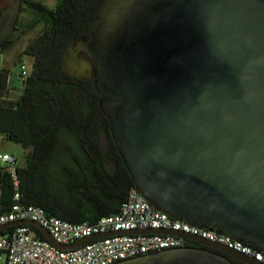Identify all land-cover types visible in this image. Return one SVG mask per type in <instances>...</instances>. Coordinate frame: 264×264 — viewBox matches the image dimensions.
<instances>
[{
    "label": "water",
    "instance_id": "1",
    "mask_svg": "<svg viewBox=\"0 0 264 264\" xmlns=\"http://www.w3.org/2000/svg\"><path fill=\"white\" fill-rule=\"evenodd\" d=\"M135 189L171 218L264 249V0H105L64 69L90 79ZM186 246L115 264H263L173 230Z\"/></svg>",
    "mask_w": 264,
    "mask_h": 264
},
{
    "label": "trees",
    "instance_id": "2",
    "mask_svg": "<svg viewBox=\"0 0 264 264\" xmlns=\"http://www.w3.org/2000/svg\"><path fill=\"white\" fill-rule=\"evenodd\" d=\"M104 2L62 0L50 9L33 0H19L38 17L28 29L39 22L45 28L22 52L33 58V64L28 78L20 80L22 93L17 99L8 96L9 72L0 70V137L27 151L19 159L17 185L0 166V214L10 210L19 194L22 204L40 207L50 216L95 223L118 213L135 188L100 109L94 79L64 69L68 48L90 34ZM13 43L12 35L0 39V51ZM242 242L264 253L255 244Z\"/></svg>",
    "mask_w": 264,
    "mask_h": 264
},
{
    "label": "built area",
    "instance_id": "3",
    "mask_svg": "<svg viewBox=\"0 0 264 264\" xmlns=\"http://www.w3.org/2000/svg\"><path fill=\"white\" fill-rule=\"evenodd\" d=\"M28 76L26 66L21 65V82ZM0 166L13 177L17 185L19 158L11 154H0ZM24 220L37 222L62 245L113 231L173 230L217 242L264 264L263 252L224 233L175 220L156 208L135 188L129 192L118 213L101 217L95 223H70L50 216L40 207L22 204L19 194H16L10 210L0 214V227ZM192 242L180 235L117 234L91 240L74 250H62L47 240L43 233L39 235L33 231L29 225H17L0 232V264H115L152 252L192 246Z\"/></svg>",
    "mask_w": 264,
    "mask_h": 264
},
{
    "label": "rangeland",
    "instance_id": "4",
    "mask_svg": "<svg viewBox=\"0 0 264 264\" xmlns=\"http://www.w3.org/2000/svg\"><path fill=\"white\" fill-rule=\"evenodd\" d=\"M44 6L55 9L62 0H33ZM36 13L24 5H20L19 0H0V39L12 35L14 43L8 49L0 51V70L9 72V98L17 99L22 92L20 88V67L25 65L28 73L31 72L33 58L23 55V50L34 42L44 31L43 22H39L35 28L28 29L34 25L37 19ZM16 29V30H14ZM97 77V69L94 67L90 79ZM13 86L16 87L14 90ZM105 145V141H102ZM27 151L21 146L14 144L0 137V154H11L17 156L21 161Z\"/></svg>",
    "mask_w": 264,
    "mask_h": 264
},
{
    "label": "crops",
    "instance_id": "5",
    "mask_svg": "<svg viewBox=\"0 0 264 264\" xmlns=\"http://www.w3.org/2000/svg\"><path fill=\"white\" fill-rule=\"evenodd\" d=\"M13 88H14V90H16V87L15 86H13ZM20 88H21V84H20ZM22 89V88H21ZM22 93V92H21ZM21 93L18 95V97L21 95ZM17 97V98H18Z\"/></svg>",
    "mask_w": 264,
    "mask_h": 264
}]
</instances>
